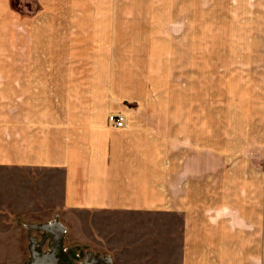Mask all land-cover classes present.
Returning a JSON list of instances; mask_svg holds the SVG:
<instances>
[{
	"label": "crops",
	"instance_id": "crops-1",
	"mask_svg": "<svg viewBox=\"0 0 264 264\" xmlns=\"http://www.w3.org/2000/svg\"><path fill=\"white\" fill-rule=\"evenodd\" d=\"M75 1L78 5L64 11L71 19L66 29L71 49L73 33L104 35L106 17L113 19L109 29L115 34L119 11L104 9L114 0ZM254 1L259 59L264 57V0ZM17 36L10 27L0 32L5 51L0 57V212L8 211L1 212L6 224H31L30 219L57 214L61 220L68 211L111 214L120 216L112 246L124 264H264V122L259 117L258 125L118 129L107 125L103 111L90 125L82 107L89 106V94L96 96L97 88L90 90L88 77L32 73L31 60L13 53ZM257 98L264 112V94ZM109 104V112H120ZM41 171L50 176L48 183ZM90 221L81 222L90 233L75 237L94 246L99 236Z\"/></svg>",
	"mask_w": 264,
	"mask_h": 264
},
{
	"label": "rangeland",
	"instance_id": "rangeland-1",
	"mask_svg": "<svg viewBox=\"0 0 264 264\" xmlns=\"http://www.w3.org/2000/svg\"><path fill=\"white\" fill-rule=\"evenodd\" d=\"M76 5L0 0V32L18 31L13 53L31 60L32 73L88 77L90 90L97 88L82 107L90 125L100 121V112L107 117L109 103L120 107L127 125H258V117L264 122L257 106L258 92L264 94V57L258 59L256 50L254 0H114L104 9L119 11L115 34L109 29L113 19L106 17L104 35L73 33L71 49V19L64 11ZM168 10L175 15H165ZM41 176L49 182L47 172ZM1 212L0 264H34L38 257L46 258L42 264H124L112 246L120 216L68 211L60 220L64 227L56 228L62 233L52 235L45 225L53 217L30 219L26 227L6 224ZM90 220L99 236L94 246L75 237L90 233L81 226Z\"/></svg>",
	"mask_w": 264,
	"mask_h": 264
},
{
	"label": "built area",
	"instance_id": "built-area-1",
	"mask_svg": "<svg viewBox=\"0 0 264 264\" xmlns=\"http://www.w3.org/2000/svg\"><path fill=\"white\" fill-rule=\"evenodd\" d=\"M107 122L108 125L122 129L125 128L127 125V117L125 114L120 112H110L107 115ZM26 227H29V224H24ZM47 228V232L54 235L56 232L62 233L58 231L56 228L64 227V225L60 222L59 215L57 214L56 217H54L52 220H49L48 223L45 225Z\"/></svg>",
	"mask_w": 264,
	"mask_h": 264
},
{
	"label": "bare ground",
	"instance_id": "bare-ground-1",
	"mask_svg": "<svg viewBox=\"0 0 264 264\" xmlns=\"http://www.w3.org/2000/svg\"><path fill=\"white\" fill-rule=\"evenodd\" d=\"M48 257L51 258V256H48ZM45 260H46L45 257H38V258L36 259V262H35L34 264H42Z\"/></svg>",
	"mask_w": 264,
	"mask_h": 264
},
{
	"label": "clouds",
	"instance_id": "clouds-1",
	"mask_svg": "<svg viewBox=\"0 0 264 264\" xmlns=\"http://www.w3.org/2000/svg\"><path fill=\"white\" fill-rule=\"evenodd\" d=\"M224 213H225V214H228V209H225V210H224ZM239 226H243V221H242V220L240 221V225H239Z\"/></svg>",
	"mask_w": 264,
	"mask_h": 264
}]
</instances>
